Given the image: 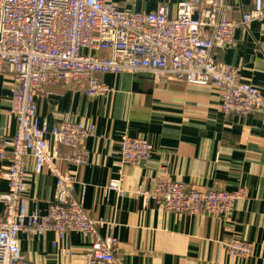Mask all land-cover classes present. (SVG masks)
Returning a JSON list of instances; mask_svg holds the SVG:
<instances>
[{
  "label": "crops",
  "instance_id": "1",
  "mask_svg": "<svg viewBox=\"0 0 264 264\" xmlns=\"http://www.w3.org/2000/svg\"><path fill=\"white\" fill-rule=\"evenodd\" d=\"M121 10L153 11L161 4L174 8L180 0H111ZM228 16L239 20L252 0H227ZM107 55V53H104ZM215 59L233 66L242 81L264 96V24L253 21L237 28L234 44ZM112 89L105 97L89 98L80 89L46 87L35 98L37 115L48 127L65 120L95 125L85 146L88 162L75 167L57 160L62 172L75 173L74 196L83 194L82 206L93 218L104 221L99 235H113L115 252L124 264H264V114L246 115L220 110L221 89L197 85L168 75L155 77L136 71L105 74ZM10 76L0 78V137H11L16 121L10 115ZM141 137L153 150L140 165L121 164L120 138ZM60 156L69 149L55 145ZM8 159L0 160V195L7 191L3 178ZM24 196L28 209L45 214L54 198L56 179L47 171L34 174L26 168ZM123 177V196L106 190L111 179ZM187 186L247 190L228 215L173 213L153 201L143 203L132 195L150 189L164 176ZM3 202L0 201V213ZM233 236L252 245L245 258L231 257L225 243ZM21 253L30 264H82L90 240L78 232L55 243L51 231L40 236L19 233Z\"/></svg>",
  "mask_w": 264,
  "mask_h": 264
},
{
  "label": "built area",
  "instance_id": "2",
  "mask_svg": "<svg viewBox=\"0 0 264 264\" xmlns=\"http://www.w3.org/2000/svg\"><path fill=\"white\" fill-rule=\"evenodd\" d=\"M226 2L180 0L174 8L161 4L145 12L121 10L111 0H0V78H12L10 115L16 121L15 134L0 137V160H9L2 172L7 191L0 195V264H30L21 253L19 233L40 236L48 231L55 243L70 232L87 236L90 244L82 264H124L115 252L116 238L99 235L104 221L84 210V192L74 196L75 173L62 172L56 162L85 165L89 157L85 141L95 134V125L65 120L48 127L35 103L46 87L105 97L112 91L103 81L105 74L146 71L156 78L168 75L191 84L217 85L225 115L264 114L259 89L214 57L215 51L233 46L237 28H247L253 21L264 24V0H252L239 20L228 16L231 7ZM48 136L68 153L60 156ZM152 150L144 138L127 134L120 138L123 165L144 163ZM28 161L34 174L47 171L56 179L54 198L43 215L37 209L29 211L24 196ZM105 188L123 196L122 175ZM132 195L143 203L153 201L166 212L228 215L236 201L247 197V190L187 186L166 175ZM225 248L234 258L252 253V245L238 236L231 237Z\"/></svg>",
  "mask_w": 264,
  "mask_h": 264
}]
</instances>
